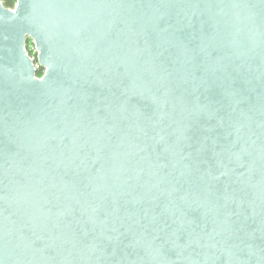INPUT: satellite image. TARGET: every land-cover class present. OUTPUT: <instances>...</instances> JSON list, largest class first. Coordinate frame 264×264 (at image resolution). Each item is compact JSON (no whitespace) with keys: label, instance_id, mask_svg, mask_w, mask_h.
<instances>
[{"label":"water","instance_id":"1","mask_svg":"<svg viewBox=\"0 0 264 264\" xmlns=\"http://www.w3.org/2000/svg\"><path fill=\"white\" fill-rule=\"evenodd\" d=\"M0 264H264V0L0 1Z\"/></svg>","mask_w":264,"mask_h":264},{"label":"built area","instance_id":"2","mask_svg":"<svg viewBox=\"0 0 264 264\" xmlns=\"http://www.w3.org/2000/svg\"><path fill=\"white\" fill-rule=\"evenodd\" d=\"M27 51H28V54L31 57V59L36 62V60H37V51H36L33 43H29L28 44Z\"/></svg>","mask_w":264,"mask_h":264},{"label":"trees","instance_id":"3","mask_svg":"<svg viewBox=\"0 0 264 264\" xmlns=\"http://www.w3.org/2000/svg\"><path fill=\"white\" fill-rule=\"evenodd\" d=\"M0 1L3 3L5 8L14 9L17 0H0Z\"/></svg>","mask_w":264,"mask_h":264}]
</instances>
